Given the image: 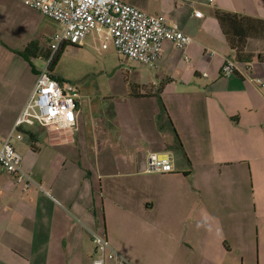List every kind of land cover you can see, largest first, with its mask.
Instances as JSON below:
<instances>
[{"label":"crops","instance_id":"0c3cea01","mask_svg":"<svg viewBox=\"0 0 264 264\" xmlns=\"http://www.w3.org/2000/svg\"><path fill=\"white\" fill-rule=\"evenodd\" d=\"M123 1L178 23L192 39L185 51L165 42L153 69L136 63L135 72L143 66L153 75H138V87L159 93L164 112L156 109L151 117L146 111L130 113L139 134L133 136L120 113L112 111L107 126L125 130L118 137L107 134L106 158L96 131L95 138H83L82 111L73 133L24 127L36 133L38 152L24 136L13 137L23 170L41 189L23 193L0 169V264H92V235L101 228L110 248L125 255L121 262L104 264H173L138 259L136 255L150 250L143 240L111 238L108 228L115 225L116 214L138 218L118 223L124 229L136 232L154 225L174 233L186 218L206 225L213 213L215 219L220 214L221 221L214 242L209 235L197 238L194 227L186 225L179 240L203 255H178L172 258L174 264H264V91L250 80L264 79V62L259 54L249 64H238L235 74L222 75L232 51L214 16L220 9L264 20V0ZM195 11L203 16L196 17ZM49 20L21 0H0V142L11 133L42 69L31 58L45 61L44 52L50 51ZM31 43L36 47L27 59ZM210 50L215 54L208 55ZM176 136L181 149L176 148ZM150 154L169 155L173 170L149 171ZM85 179L90 181L86 196ZM116 193L121 197L112 198L108 206L104 194L111 199ZM171 195H183V202L193 197L188 205L167 204ZM168 210L177 216L184 213L185 219L176 223L148 218Z\"/></svg>","mask_w":264,"mask_h":264},{"label":"built area","instance_id":"2783aa9c","mask_svg":"<svg viewBox=\"0 0 264 264\" xmlns=\"http://www.w3.org/2000/svg\"><path fill=\"white\" fill-rule=\"evenodd\" d=\"M21 1L59 27L49 43L51 55L45 59V67L37 74L33 90L11 133L0 142V169L11 176L25 193L31 187L41 189V186L30 173L23 170L21 154L12 144L13 137L21 139V129H26L24 127H38L61 134L73 133L78 129V116L81 113L79 92L49 71L52 56L61 45L83 46L90 37L99 53L107 50L111 44L118 54L129 61L153 69L165 42L185 51L192 39L180 29L178 23L168 21L162 15L147 14L123 0ZM194 15L203 16L200 11H195ZM207 54L212 56L215 51L210 50ZM185 59L188 57L185 56ZM237 69L238 63L233 58L226 59L222 75L230 76ZM250 80L264 91V79L252 77ZM147 167L149 171L160 173L173 170L169 155L150 154ZM92 241L96 247L92 264H104L106 260L122 261L105 238L93 234Z\"/></svg>","mask_w":264,"mask_h":264},{"label":"rangeland","instance_id":"374dc122","mask_svg":"<svg viewBox=\"0 0 264 264\" xmlns=\"http://www.w3.org/2000/svg\"><path fill=\"white\" fill-rule=\"evenodd\" d=\"M50 22L52 37L58 32L59 27L52 21ZM253 46L257 47L259 50H264V44H259L258 46L253 44ZM45 53H49V50H46L44 54ZM31 62L36 68L41 69L43 68L45 61L38 58H31ZM136 65L138 64L129 61L126 57L118 54L111 44L107 50H103L99 53L96 49L95 42L89 37L86 39L83 46H66L53 71V74L56 77L73 85L78 90L81 96L82 117L86 124V127L81 134L82 136L84 135L83 138L88 136V138L91 139L92 137L95 138L94 131H96V138L99 143L103 145L101 147L103 150L105 146L103 142L108 140V133L114 132L116 137H118V135H123V131L125 130L124 127L119 128L116 126L113 128L107 126V119L108 116L110 117L112 111L115 110L120 113V117L126 121L127 129L129 132H132L133 136L134 133L137 136L139 134L136 131V124L129 116L130 113H132V115L133 113L144 114L146 111L151 117L156 109H159L163 114L162 106L158 99L159 93L150 94L149 87L147 89L146 87H138L137 85L138 75L151 76L150 70L142 66L136 70L137 72H135L134 69ZM151 77L153 78V75ZM162 86L163 82L158 83L156 89L161 88ZM139 92H147L149 94L138 95L137 93ZM167 102L169 107H171L170 101ZM138 117L141 119L140 116ZM145 118L147 119V116H145ZM156 119V124L161 126L158 118ZM84 155H86V153ZM101 155L105 158L108 157L107 150H104ZM84 166L87 167L86 162H84ZM89 184L90 181L85 179V185L83 187V193L85 196ZM104 196L106 197V199L104 198L105 203L108 206L112 204V198L121 197L118 193L111 195V199H109L106 194H104ZM192 197L193 196H190V198ZM190 198L189 201L183 202V195H171L170 198L166 200V203L173 205H188L191 204ZM199 206H202V204ZM216 214L217 213L212 214V219L206 225L203 223L194 224L191 222V218L185 219L186 215L184 213H182L181 216L180 214L177 216L171 210L163 213H161V211H156L148 217L153 221L160 220V222H166L172 220L176 223L178 220L185 219L183 225L173 228L174 233H170L168 229L164 228L157 229L154 225L147 227L141 226L139 229H136V232L135 229H124L118 227V223L124 220L133 223L137 221L138 218L135 216L130 217L129 215L121 216L120 214H116V219L112 222L115 225L113 228H108V235H110L111 238L119 239L120 241H123L125 238L129 241L134 239L138 242L142 240L145 241L147 245L150 246V250L144 255H136V257L147 263L163 260V262L166 263L172 261L174 264L172 258L177 257L178 255H203V253L198 250L193 253V250L188 243L179 240L178 237H180L183 234V231L186 230V225L190 228L194 227L193 229L196 230L197 238H203L204 236L209 235L211 242H214L216 238V230L221 223L219 220L220 214L217 216V219L214 218ZM227 219L228 221L231 220V218ZM109 222L110 221H108V224L111 225V222ZM99 234H102V237H104L102 228L98 235ZM114 253L118 255L116 251H114ZM118 256L120 258H125V255H122L121 253ZM127 256L129 257L130 255Z\"/></svg>","mask_w":264,"mask_h":264},{"label":"trees","instance_id":"16d2710c","mask_svg":"<svg viewBox=\"0 0 264 264\" xmlns=\"http://www.w3.org/2000/svg\"><path fill=\"white\" fill-rule=\"evenodd\" d=\"M214 16L219 23V26L222 30L223 35L228 39L230 48L232 51V58L238 64H249L254 59H257L259 56V61L264 62V50H259L257 47H254L253 44L257 46L259 44H264V20L252 18L246 15L226 12L220 9H216L214 11ZM36 47V43H31L27 49L25 50L26 58H31V48ZM66 46H75L74 44H63L60 48L53 54L51 63L49 66V71L55 78L62 80L59 77H56L53 74V71L65 49ZM37 52V49L36 51ZM51 55V51L49 53H45V59ZM160 104L162 106V110L164 112V106L162 104L161 99ZM23 136L25 137L27 143L31 147L34 152H38L39 148L36 146L37 135L31 130L21 129ZM173 130V129H172ZM174 131V130H173ZM176 148L181 149V144L176 136Z\"/></svg>","mask_w":264,"mask_h":264}]
</instances>
